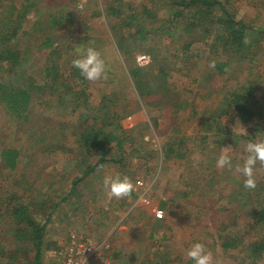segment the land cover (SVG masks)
I'll list each match as a JSON object with an SVG mask.
<instances>
[{
  "label": "rangeland",
  "instance_id": "374dc122",
  "mask_svg": "<svg viewBox=\"0 0 264 264\" xmlns=\"http://www.w3.org/2000/svg\"><path fill=\"white\" fill-rule=\"evenodd\" d=\"M181 1L94 0L79 8L71 0H0V39L18 28L8 40L10 53L0 41V52L5 51L0 88L29 95L26 117L20 119L0 90V210L10 196H22L46 227L44 254L72 235L104 240L123 225L120 218L129 208L141 204L143 212L156 209L163 217L156 226L143 217L133 232L129 227L115 233L108 243L117 264H192L186 253L197 241L218 264H264V222L258 221L264 167L257 164L251 190L243 188L235 167L242 164L248 142L264 139V99L251 94L264 84L259 35L264 0H218L221 7L214 6L211 14L202 5L197 13L183 10ZM220 8L246 26L240 51L216 43L221 28L215 19L224 18ZM178 11L184 20L173 19ZM15 19L18 26L11 25ZM47 39L51 45L44 48ZM86 46L105 57L106 79L87 81L73 67L76 49ZM133 68L146 75L144 87L148 81L155 87L164 77L162 91L139 96L130 78ZM232 94L247 96L260 126L224 115L218 121L219 108ZM91 130L112 138L105 143L112 161L85 175L98 156L95 148L87 150ZM225 146H231V171L216 167ZM9 149L19 154L12 170L1 159ZM115 172L132 180L129 197L107 198L102 179ZM76 176L81 179L73 188ZM135 196L144 197L142 203ZM8 220H0V251L8 254L2 264H31V248H18L7 233ZM135 221L125 219L127 226ZM232 240L234 249L222 248L223 241Z\"/></svg>",
  "mask_w": 264,
  "mask_h": 264
},
{
  "label": "trees",
  "instance_id": "16d2710c",
  "mask_svg": "<svg viewBox=\"0 0 264 264\" xmlns=\"http://www.w3.org/2000/svg\"><path fill=\"white\" fill-rule=\"evenodd\" d=\"M183 10L189 9V8H194L193 13H197L198 11V5H202L204 8L203 10L206 12V14H211L214 12L213 7L214 6H219L221 7V4L218 2V0H182L179 4ZM222 14H224V18L217 16L215 21L217 25L220 26L221 30V35L219 38H216V43L218 47L228 49L229 51L231 50H236L240 51L243 48V43L245 40V31H246V26L238 20L235 16L231 15L228 12H224L223 8H220ZM180 17L182 20H184V17L181 13V11L175 12L173 15V19ZM57 20L59 18H56ZM11 25L17 24L19 25V20L15 19L12 20ZM59 22V21H58ZM58 22L51 23L52 25L58 24ZM13 27V26H10ZM12 33L5 34L3 36V40L0 39L2 44H5V47H7L6 51L7 53H10V47L8 46V40L10 39L11 35L16 33L18 28H11ZM260 37L263 38L264 40V31H259ZM51 45V41L49 39L46 40V44L43 45L42 47H49ZM11 46V45H10ZM9 47V48H8ZM5 52V51H4ZM4 52H0V59L1 55H4ZM5 53V54H7ZM74 72H77V70H74ZM146 72H149L147 70ZM74 76V73H73ZM151 79V74H149ZM130 78L133 82L134 87L137 89V92L139 96L142 95V92L148 91L145 93L147 94H158L160 91L163 89V84L166 82L165 78L162 76H159L158 79V84L155 85V87L152 86V82L148 81V86L144 87V80H147L146 75L144 74L143 70L138 69V68H133V70L130 73ZM0 90H5L4 93V101H6V105L8 108H10L12 111L18 112V117L20 119L25 118V114L28 111V104H29V95L24 92V91H19L16 89H10L6 90V88L1 87ZM257 93L259 97L264 99V84L257 89L254 90L251 94ZM251 94L249 95L250 97ZM247 96H241L237 94H232L229 96V104L226 106H223V108H219V111L217 112V119L219 120L220 115L228 116L231 119L238 118V121L242 123H251L256 126H260L259 118L256 116L255 110L249 106V100L246 99ZM166 103V102H165ZM227 118L226 120L228 121ZM231 126V124L228 125V128ZM224 127V126H223ZM104 137V140L98 141L99 137ZM86 138L87 146L84 147L90 152L91 147L95 148L96 151L98 152V156L91 158L90 166L87 167L85 170L84 174L92 173L96 169H100V166H104L105 164L111 162V159H108V155L110 154V149L106 148L105 143L109 141L110 139L112 140L111 137L106 136L105 134H99L93 130L89 133V135ZM86 145V144H85ZM1 159L5 166H7L10 169H13L15 166V160L17 157V153L12 151V150H4L1 153ZM81 178L79 176H76L73 178V188L76 187L78 182L80 181ZM261 206V202L259 203ZM261 211L258 214V221L259 222H264V205L261 207ZM16 219V224L17 227L16 230L14 231V238L20 244L21 242L24 243L27 247L31 248V258L29 261H31V264H43V253H42V243H43V227L39 226L37 223L31 220V218L28 216V210L24 206H19L13 213L12 215ZM233 241V240H232ZM223 241V244H221L222 248L227 250V249H234L237 246V242L233 241ZM263 249V246H260V248H255L252 253L253 255H256L257 252L261 251Z\"/></svg>",
  "mask_w": 264,
  "mask_h": 264
},
{
  "label": "clouds",
  "instance_id": "9594fccd",
  "mask_svg": "<svg viewBox=\"0 0 264 264\" xmlns=\"http://www.w3.org/2000/svg\"><path fill=\"white\" fill-rule=\"evenodd\" d=\"M77 56L71 63L79 71L80 76L87 81H97L107 78L108 65L101 51L92 46L80 47L76 49ZM231 146H225L216 157V167L233 169L232 157L230 155ZM244 159L242 164L236 165V171L243 177L242 186L244 189H254L256 187L255 170L259 163L264 167V139L250 141L244 147ZM100 166L99 170H102ZM102 183L106 189V196L109 200L116 198H127L135 190L132 180L120 172L110 173L103 176ZM187 257L192 264H218L213 253L207 249L206 245L197 241L188 248Z\"/></svg>",
  "mask_w": 264,
  "mask_h": 264
},
{
  "label": "crops",
  "instance_id": "0c3cea01",
  "mask_svg": "<svg viewBox=\"0 0 264 264\" xmlns=\"http://www.w3.org/2000/svg\"><path fill=\"white\" fill-rule=\"evenodd\" d=\"M9 150H12V151H14V152H16L17 153V157H16V160H15V166H14V168L13 169H15V167H17V159H18V156H19V154H18V152H17V150H13V149H9ZM4 166H5V164H4ZM6 168H8L7 166H5ZM8 169H10V168H8ZM12 170V169H11ZM70 193L71 192H69L68 194L70 195ZM54 195H57V193L56 194H54ZM67 196V195H66ZM68 197H70V196H68ZM135 199H137V200H139V203L138 204H140V203H142V198L144 199V197H141V196H135L134 197ZM46 199V198H45ZM22 196H10V198L8 199V206H6L5 208V210H0V220H1V218H9L10 219V221L8 220V222L10 223V226H9V229H8V232L7 233H12V237H13V240H14V242H16L17 243V245H18V248H20V247H22L23 248V245H25L24 243H20V244H18V242L16 241V239L14 238V231L16 230V228H18L17 227V224H16V219L12 216L13 215V213H14V211L19 207V206H24V207H26L27 208V210H28V216L31 218V220L32 221H34L35 223H37V221H36V219H34L35 217L31 214V207L30 206H28V205H26L25 203H23L22 202ZM64 199L63 198H60V199H58L57 201L58 202H55V203H61V201H63ZM139 206V207H138ZM134 205L132 208H129L127 211H126V214H125V216L123 217L122 216V218H120V221H119V223L122 221V219L124 220V222H123V225H121V226H119V228L118 229H116L115 231H109L108 233L109 234H107V236H106V238L104 239V240H101V241H98V242H95L94 240H93V238L90 236V237H88L87 235L88 234H86V235H83V236H81V235H79V237H81L82 239H88V240H90L92 243H93V245L94 246H98L99 244H102L103 245V249L107 246V249L106 250H103V251H101V255H100V257L97 259V261L96 262H94V264H117V263H115L114 262V256L115 257H117L116 255H114L113 256V252H112V250H111V248H110V245H109V241L111 242L112 241V239L111 238H113V236H115V233H120V229H122V228H124L125 230L127 229V231H128V228L130 227V231H134V229H135V227H137V226H140V225H142L144 222H143V220H142V218L143 217H145V219H146V221H147V223L151 226V225H153V226H156V225H158V223H159V219H157L156 217H155V212L157 211L156 209H154L153 210V212H151V214H150V211L149 210H146L145 212H143V206L140 204V205ZM10 208V209H9ZM54 208L55 209H57V208H59L58 207V204H55V206H54ZM142 209V210H141ZM65 210V209H64ZM48 215L49 214H47L46 215V217H48ZM56 215V214H55ZM58 216L57 217H60V218H62V217H64L65 216V213L63 212V211H60L58 214H57ZM115 215H118V216H120V214H118V213H116L115 212ZM133 217L134 218V220H137V221H135V224L133 225V226H127L126 225V222H125V219H127L128 217ZM45 217V218H46ZM162 221V220H161ZM66 222V221H65ZM43 223H45V222H43ZM38 224V223H37ZM39 226H42L43 227V240H44V232H46V227H45V225L44 224H38ZM137 225V226H136ZM1 226H2V222L0 221V229H1ZM3 227V226H2ZM54 230H57V227H58V224L56 223L55 225H54ZM2 231H4V229H1ZM151 231V230H150ZM110 233H111V235H110ZM114 234V235H113ZM109 235V236H108ZM130 235V234H129ZM134 236V235H133ZM150 238H151V236H150ZM69 239V238H68ZM68 239L67 240H65V242H64V244H60V245H58L56 248H52V249H54V250H58V249H60L61 247H63V246H65L67 243H68ZM134 240V239H133ZM26 246V245H25ZM42 246H43V243H42ZM29 248V247H28ZM50 252H52V250L51 249H48L47 251H45V254H44V258H43V264L45 263H50L52 260H50L49 258H48V256L47 255H49V253ZM31 252H29V254H30ZM5 255H8L7 254V252H5L4 250H2V251H0V264H2L3 263V261L4 262H8V260H7V258H6V256ZM46 255V256H45ZM127 263H129L128 261H127Z\"/></svg>",
  "mask_w": 264,
  "mask_h": 264
},
{
  "label": "built area",
  "instance_id": "2783aa9c",
  "mask_svg": "<svg viewBox=\"0 0 264 264\" xmlns=\"http://www.w3.org/2000/svg\"><path fill=\"white\" fill-rule=\"evenodd\" d=\"M74 6L83 8L90 1L94 0H71ZM139 65H144L146 60L140 56L138 60ZM157 219H162L163 213L160 210L155 212ZM79 236L72 235L68 239V243L58 250H52L48 258L52 260L47 264H94L101 255V251L106 250L107 246L103 249V245L99 244L94 246L88 239L78 238Z\"/></svg>",
  "mask_w": 264,
  "mask_h": 264
}]
</instances>
